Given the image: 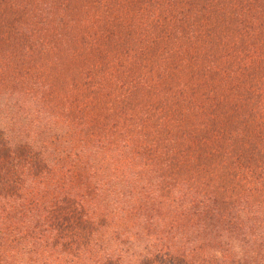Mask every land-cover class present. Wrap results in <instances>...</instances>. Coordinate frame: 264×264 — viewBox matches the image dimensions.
<instances>
[{
	"label": "rangeland",
	"instance_id": "obj_1",
	"mask_svg": "<svg viewBox=\"0 0 264 264\" xmlns=\"http://www.w3.org/2000/svg\"><path fill=\"white\" fill-rule=\"evenodd\" d=\"M64 126L213 188L231 144H264V0H0V264L75 259L78 219L37 201L51 176L5 144ZM216 138L227 154L209 161Z\"/></svg>",
	"mask_w": 264,
	"mask_h": 264
},
{
	"label": "trees",
	"instance_id": "obj_2",
	"mask_svg": "<svg viewBox=\"0 0 264 264\" xmlns=\"http://www.w3.org/2000/svg\"><path fill=\"white\" fill-rule=\"evenodd\" d=\"M24 132L23 140L5 144L29 146L44 166L39 179L51 176L39 183L45 198L37 201L78 219L79 234L64 244L76 252L71 264H264V144H231L235 159L211 188L207 182H173L167 162L139 156L121 164L124 153L109 149L110 142L98 137L75 143L68 126L60 133L52 127ZM226 147L212 140L215 150L207 160L227 154ZM24 168L31 172L28 163Z\"/></svg>",
	"mask_w": 264,
	"mask_h": 264
}]
</instances>
